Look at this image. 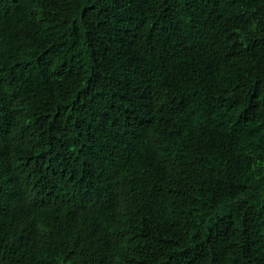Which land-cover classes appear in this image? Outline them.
<instances>
[{
	"label": "trees",
	"instance_id": "trees-1",
	"mask_svg": "<svg viewBox=\"0 0 264 264\" xmlns=\"http://www.w3.org/2000/svg\"><path fill=\"white\" fill-rule=\"evenodd\" d=\"M0 264H264V0H0Z\"/></svg>",
	"mask_w": 264,
	"mask_h": 264
}]
</instances>
